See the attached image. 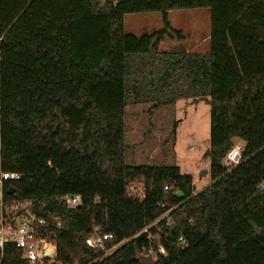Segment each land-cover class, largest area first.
Listing matches in <instances>:
<instances>
[{"label": "trees", "instance_id": "obj_1", "mask_svg": "<svg viewBox=\"0 0 264 264\" xmlns=\"http://www.w3.org/2000/svg\"><path fill=\"white\" fill-rule=\"evenodd\" d=\"M193 9L211 10L210 53L160 51L169 12ZM141 13L164 28L126 33L125 16ZM189 100L211 107L213 184L200 193L178 167L126 164L127 109ZM235 139L242 162L227 172ZM1 172L22 176L6 203L59 219V264H141L157 243L159 264H264V0H0ZM75 195L81 206L63 204ZM96 228L113 253L88 245Z\"/></svg>", "mask_w": 264, "mask_h": 264}, {"label": "rangeland", "instance_id": "obj_2", "mask_svg": "<svg viewBox=\"0 0 264 264\" xmlns=\"http://www.w3.org/2000/svg\"><path fill=\"white\" fill-rule=\"evenodd\" d=\"M168 21L172 31L160 44L169 53L208 54L211 51V10L171 11ZM125 32L136 36L151 35L164 28L160 13L126 15ZM150 105L129 107L126 115V164L130 166H174L182 174L194 177L196 193L210 187L211 107L207 101H180L150 111ZM234 146L244 147L235 139ZM202 170L208 174L199 177ZM130 194L142 198L141 187Z\"/></svg>", "mask_w": 264, "mask_h": 264}, {"label": "built area", "instance_id": "obj_3", "mask_svg": "<svg viewBox=\"0 0 264 264\" xmlns=\"http://www.w3.org/2000/svg\"><path fill=\"white\" fill-rule=\"evenodd\" d=\"M243 151L244 147L241 146H234L230 150L222 162V166L227 172H231L241 164ZM21 177L20 174L0 173V264H6L5 255L8 246L20 253L19 264H59L56 259V245L54 243L56 234L50 231L51 220L57 222V226L60 227L59 219L51 213H43L44 205L40 208L38 203H20L17 201L6 203L4 193L7 189V183L20 180ZM167 190L165 188V191ZM62 201L68 208H78L82 205V198L79 195L67 196ZM168 215L169 213L162 219ZM144 232H147V229ZM154 238L150 237L153 242H156ZM113 239L112 234L96 228L89 237L88 245L93 249L104 250L105 255H109L120 246L107 250L106 243ZM174 244L180 250L190 246L184 237L175 240ZM156 246V251L146 253L145 256L152 255L158 260L159 256L165 257L167 255L162 245L157 243Z\"/></svg>", "mask_w": 264, "mask_h": 264}, {"label": "water", "instance_id": "obj_4", "mask_svg": "<svg viewBox=\"0 0 264 264\" xmlns=\"http://www.w3.org/2000/svg\"><path fill=\"white\" fill-rule=\"evenodd\" d=\"M209 156H210V151H207L205 154V158H209ZM207 174H208L207 170H202L199 174V177L202 178L203 176H205ZM11 193H13V192H10V194ZM177 195L180 198H183V195L181 193H177ZM138 260L141 264H159V261L156 260L152 255L151 256H143V255L139 256Z\"/></svg>", "mask_w": 264, "mask_h": 264}, {"label": "crops", "instance_id": "obj_5", "mask_svg": "<svg viewBox=\"0 0 264 264\" xmlns=\"http://www.w3.org/2000/svg\"><path fill=\"white\" fill-rule=\"evenodd\" d=\"M171 13V12H170ZM141 36V35H140ZM139 37V36H138Z\"/></svg>", "mask_w": 264, "mask_h": 264}]
</instances>
